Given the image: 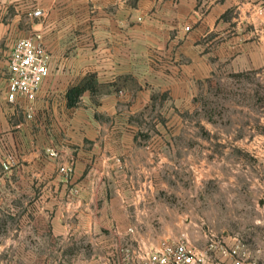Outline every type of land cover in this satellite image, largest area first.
<instances>
[{"label":"crops","instance_id":"0c3cea01","mask_svg":"<svg viewBox=\"0 0 264 264\" xmlns=\"http://www.w3.org/2000/svg\"><path fill=\"white\" fill-rule=\"evenodd\" d=\"M237 3L0 0V162L10 165V177L32 182L10 186L13 192L34 194L10 203V224L18 227L13 235L33 240L10 250V256L21 257L22 264H125L121 260L130 250L127 264H137L162 240L185 236L203 247L213 232L227 245L241 240L264 263V203L244 224L224 222L221 208L211 213L205 204L197 222L192 221L190 211L180 210L170 196L185 200L189 195L179 193L190 191L160 187L154 154L144 150L140 139L113 135L106 125V117L117 118L125 94L87 89L73 100L68 95L89 79L99 86L129 77L128 64L136 60L127 57L128 33H183L186 25H197L204 35L223 27L222 17ZM260 31L264 51V24ZM35 32L42 34L51 55L50 74L33 102H10L8 57L17 40ZM261 187L264 197V180ZM219 259L218 254L211 264H225Z\"/></svg>","mask_w":264,"mask_h":264},{"label":"rangeland","instance_id":"374dc122","mask_svg":"<svg viewBox=\"0 0 264 264\" xmlns=\"http://www.w3.org/2000/svg\"><path fill=\"white\" fill-rule=\"evenodd\" d=\"M237 1L218 31L201 35L189 25L183 33H128L127 57L136 60L128 64L129 77L94 91L125 94L117 118L106 117V125L154 154L160 187L190 191L179 193L189 195L185 200L170 196L194 222L205 204L210 212L221 208L224 222L244 224L264 203V0ZM29 183L10 177V165L0 162V264H22L10 250L33 243L13 235L18 227L10 224V203L34 196L10 186Z\"/></svg>","mask_w":264,"mask_h":264},{"label":"built area","instance_id":"2783aa9c","mask_svg":"<svg viewBox=\"0 0 264 264\" xmlns=\"http://www.w3.org/2000/svg\"><path fill=\"white\" fill-rule=\"evenodd\" d=\"M185 30L189 31L190 26L186 25ZM50 58L40 32L14 43L8 57L7 99L10 102H33L36 99L37 92L50 74ZM28 109L31 111L32 106L28 105ZM61 171L69 169L61 167ZM125 252L121 262L127 264L131 259V251ZM218 254V262L225 264H264L249 253L241 240L237 239L233 244L227 245L213 232L208 234L203 247L192 244L185 236L177 241L162 240L149 248L137 264H211Z\"/></svg>","mask_w":264,"mask_h":264},{"label":"trees","instance_id":"16d2710c","mask_svg":"<svg viewBox=\"0 0 264 264\" xmlns=\"http://www.w3.org/2000/svg\"><path fill=\"white\" fill-rule=\"evenodd\" d=\"M96 84H95V81L93 79H89L87 81H84L83 83L77 85V86H74L72 88H70V92L72 91V95L71 94H68L70 99L73 100V99H76L78 93L80 92H83L87 89H90L92 91H95L96 90Z\"/></svg>","mask_w":264,"mask_h":264}]
</instances>
